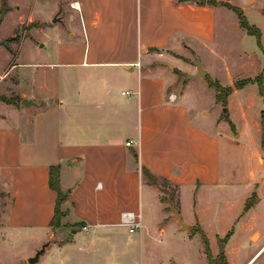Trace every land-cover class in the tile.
<instances>
[{
  "label": "crops",
  "instance_id": "obj_1",
  "mask_svg": "<svg viewBox=\"0 0 264 264\" xmlns=\"http://www.w3.org/2000/svg\"><path fill=\"white\" fill-rule=\"evenodd\" d=\"M32 1L26 16L8 0L7 16L18 15L17 28L38 20L43 27L37 32L59 24L68 31L58 35L48 59L10 65L9 74L19 69L24 91L15 104L0 108V191L11 200L0 207V234L29 239L33 247L26 258L46 244L60 251L59 264H144L156 258L148 246L155 224L174 221L182 230L201 229L212 252L224 250L218 240L231 234L227 264H240L228 253H241L236 240L244 236V264H252L264 253L262 244L254 253L247 250L255 246V233L264 239L263 109L251 126L247 102L241 104L248 126L243 128L236 126L231 100L246 91L256 103L264 100L248 86L234 90L224 109L206 80L184 77L197 73L190 61L195 57L217 80L210 72L222 58L219 13L228 8L208 0ZM257 62L254 76L264 72V56ZM182 76L187 84L176 92ZM199 81L207 83L202 89L215 104L214 118L193 100ZM236 152L241 170L225 158ZM56 166L66 196L60 228L51 226L58 196L50 187V169ZM143 169L178 190V209L147 183ZM218 190L238 192V199L222 196L219 214L211 198L203 201ZM253 195L256 203L245 211ZM135 212L142 228L131 234L121 221L124 213ZM177 212L189 229L181 227ZM159 232L163 238L165 229ZM157 259L164 264L161 255Z\"/></svg>",
  "mask_w": 264,
  "mask_h": 264
},
{
  "label": "rangeland",
  "instance_id": "obj_2",
  "mask_svg": "<svg viewBox=\"0 0 264 264\" xmlns=\"http://www.w3.org/2000/svg\"><path fill=\"white\" fill-rule=\"evenodd\" d=\"M32 0H14L12 4H19L21 6L22 15H28L30 10L33 9L34 3ZM209 2H216L217 5L230 4L232 6L238 7L244 11V15L251 25H255L260 29L262 33L261 45L262 48L258 45V40L254 36H249L246 34L245 30L241 29L238 25L237 15L225 9L224 13L221 15L219 13V22H220V32L218 37V52L222 58H219L218 61L214 62L213 72H210L211 75L217 77V80L223 87H233L232 84L236 82H243L248 79L254 80L260 76L261 73L257 72L258 66L260 65L257 62V59L264 56V0H208ZM3 6V0H0V13ZM6 14L0 25V41L5 40L6 38H13L5 45L0 46V97H6L7 99L13 100L15 98H20L24 88H19V76L18 70L10 71V65L19 62H27L33 60H46L50 57L51 51L53 49V43L57 41L58 35L66 36L67 26L61 24L54 27H46L41 32H37L36 29H41L43 26L38 20L34 22H26L25 24L16 27L18 16L17 14L8 15L9 11L8 0L6 2ZM246 11V12H245ZM7 16V17H6ZM224 29H223V27ZM26 40V41H25ZM24 41V42H23ZM47 42V44L45 43ZM44 48H40L41 46ZM11 49V50H10ZM10 51V52H9ZM247 52L249 54L255 55L253 59H246L242 53ZM12 53V57H11ZM215 60V59H214ZM191 63H195V57L191 58ZM175 70V69H174ZM206 77H210L206 75ZM206 77L204 80H206ZM179 86L177 89H174L176 92L182 90V83L187 84V81L182 76ZM203 82V81H202ZM198 82V85L193 93V100L197 104L198 108H206V111L210 112L214 118V113H216L215 104L211 103L210 93L208 91H203L202 88L207 86V83L204 81ZM253 86H246L248 88H258L257 84H252ZM245 87V88H246ZM208 88V87H207ZM214 91L213 89H211ZM259 90V89H258ZM260 95V93H259ZM261 96V95H260ZM262 97V96H261ZM264 100V97H262ZM232 105L235 110V118L237 120L236 126L248 127L247 121L242 118L241 104L247 102V113L249 115L248 120L250 125L254 126V121L258 112L263 109L261 112V119L264 118V103L255 102L254 93L252 91L241 92L239 95L234 96L231 100ZM230 102V100H229ZM6 103L0 100V108ZM7 105V104H6ZM20 103H18V107ZM223 107V106H222ZM224 108V107H223ZM225 158L228 159L232 168L236 170H241L244 162L241 160V155L236 152V154L228 156L225 155ZM228 163V162H227ZM249 170V169H248ZM147 180V183L151 184V180ZM156 186L159 187L162 192L161 197L166 201L170 208L178 209V190L168 184H164L160 180H156ZM135 194V189L133 190ZM141 192V191H140ZM211 193H209L210 195ZM203 198L204 202H207L210 198L211 201L217 203L216 212L218 214L222 211V204H224L226 196L232 199H238L236 197L238 192L231 193V191H222L218 190V193ZM225 196V198L222 196ZM7 195L0 191V207H6L9 205L10 199L6 198ZM216 197V198H215ZM224 199V200H223ZM142 202V199H141ZM256 203V201H255ZM142 204V203H141ZM143 205L141 208L143 209ZM239 208V206H237ZM249 211V210H248ZM139 214L138 212H135ZM150 213L151 209H150ZM150 221L153 220L152 216H149ZM254 223L257 222L256 217L253 219ZM261 222V221H260ZM1 225V223H0ZM155 229L152 234V237L149 238L148 246L149 248L155 251L156 258H147L144 261V264H159L158 256L163 257L164 264H227L226 261V247L228 245L227 241L218 240V247L224 248V252L221 253L217 249L215 252H210V257L207 256L206 247L202 237L199 234H195L193 228L191 230H182L179 228V224L174 221H169L168 224L164 227L160 226L159 223L155 224ZM165 229V235L162 238L160 236V230ZM12 235L7 236L6 233L0 234V264H29L28 260L35 256V254L41 250V248L35 252L30 258H26V253L32 250L33 244L29 242L23 235H17L11 233ZM192 234H195L192 236ZM207 237V236H206ZM208 238V237H207ZM159 240L163 242L159 243ZM252 244H255L254 247L247 249L254 253L259 248L260 244L264 245V239L261 238L258 233H255L251 240ZM237 247L241 253L229 252V258L235 256V261L244 264L243 258V246L244 236H238ZM46 245V244H45ZM233 245V243L231 244ZM43 247V246H42ZM48 247V246H47ZM244 247V248H243ZM210 249V246H209ZM229 249H233L232 246H229ZM264 251V249H263ZM238 252V251H237ZM158 253V254H157ZM263 253V252H262ZM249 256V255H248ZM60 251L56 247L46 248L44 254H42L36 264H59ZM252 264H264V253L259 256Z\"/></svg>",
  "mask_w": 264,
  "mask_h": 264
},
{
  "label": "trees",
  "instance_id": "obj_3",
  "mask_svg": "<svg viewBox=\"0 0 264 264\" xmlns=\"http://www.w3.org/2000/svg\"><path fill=\"white\" fill-rule=\"evenodd\" d=\"M180 1L183 2L186 0H180ZM211 5L216 6L217 3L211 2ZM222 6L227 7L229 10L233 11L237 15L239 26L243 30H245L247 35L256 37L258 40L259 47L262 48V45H261L262 33L260 29H258L256 26L251 25L249 23L246 16L244 15L243 10L238 7L232 6L230 4H224ZM206 81L208 83L209 88L213 89L216 93V103L221 104L224 107V109L227 108L228 97L233 93L234 90H242L246 86L252 85L254 83L258 85L259 93L262 97H264V72L260 76H258L257 79H254V80L248 79L243 82H236L235 86L233 87H223L222 85H220L218 81H214L210 77H206ZM0 100L8 105H13L17 101L16 98L13 100H10L4 96L0 97ZM226 121L233 128V124L228 118H226ZM261 126H262V145L264 147V118L262 119ZM143 174L146 179L151 180L152 185H156L155 182L157 178L153 176L148 170L143 169ZM164 184H167V183L165 182ZM50 187L52 190H54L57 193V196H58L57 203H56V209H55V215L51 222V226L54 228H60L62 227V219L65 216V212H62L60 207H61V204L66 200V196L62 193L61 188H60V166L52 167L50 169ZM256 200H257V196L253 195L252 198L247 201L246 206H245V211L250 210L255 205ZM194 232L195 234L197 233L201 234V237L206 247V251H207L206 253L209 258L210 257L209 241L206 235L199 228H196ZM230 235L231 234H228V236L225 238L224 241H228Z\"/></svg>",
  "mask_w": 264,
  "mask_h": 264
},
{
  "label": "water",
  "instance_id": "obj_4",
  "mask_svg": "<svg viewBox=\"0 0 264 264\" xmlns=\"http://www.w3.org/2000/svg\"><path fill=\"white\" fill-rule=\"evenodd\" d=\"M199 1L201 2V4H206V0H199ZM6 2H7V0H4V1H3V6H2L1 13H0V25H1L2 21H3V19H4L5 14H6V6H5V5H6ZM53 22H54V23L58 22V19H54ZM11 39H13V38H6L5 40L0 41V46L5 45V44H6L8 41H10ZM195 66H196V68H197V73L194 74V75L184 74V77H185L186 79H188V80H196V79H204V78L206 77V75H207V71H206L205 68L203 67V64H202V62H201V60H200L199 58H196V59H195ZM170 68H172V66H170ZM21 104L26 106V105H31V104H33V102H32V101H28V100H23V101L21 102ZM177 218H178L179 223H180V225H181V227H182L183 229H189V225L185 224V223L182 221L181 216H180V214H179L178 212H177ZM46 247H47V245H44V246L41 248V250H39V251L35 254L34 257L30 258V259L28 260L29 264H36V263L38 262L40 256H41L42 254H44V252H45V250H46ZM223 252H224V250L221 249V253H223Z\"/></svg>",
  "mask_w": 264,
  "mask_h": 264
},
{
  "label": "built area",
  "instance_id": "obj_5",
  "mask_svg": "<svg viewBox=\"0 0 264 264\" xmlns=\"http://www.w3.org/2000/svg\"><path fill=\"white\" fill-rule=\"evenodd\" d=\"M132 144L133 142L127 143L128 146H131ZM121 226L128 228V231L131 234L137 233L142 228L141 215L135 213H124L122 216ZM83 230L87 231L88 229L83 228Z\"/></svg>",
  "mask_w": 264,
  "mask_h": 264
}]
</instances>
